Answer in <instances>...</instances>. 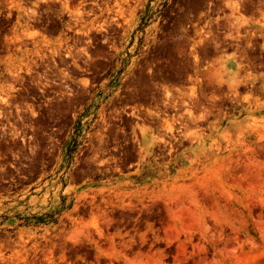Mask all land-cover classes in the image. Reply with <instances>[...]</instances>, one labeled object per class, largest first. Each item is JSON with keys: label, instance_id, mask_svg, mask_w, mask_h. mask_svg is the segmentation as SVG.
<instances>
[{"label": "rangeland", "instance_id": "1", "mask_svg": "<svg viewBox=\"0 0 264 264\" xmlns=\"http://www.w3.org/2000/svg\"><path fill=\"white\" fill-rule=\"evenodd\" d=\"M3 8L0 264H264V0Z\"/></svg>", "mask_w": 264, "mask_h": 264}, {"label": "flooded vegetation", "instance_id": "2", "mask_svg": "<svg viewBox=\"0 0 264 264\" xmlns=\"http://www.w3.org/2000/svg\"><path fill=\"white\" fill-rule=\"evenodd\" d=\"M17 11L15 9H9V8H3L0 10V66L4 62V60L9 57V56H14L15 51L17 49L16 46V37L14 36V31L17 27V19H18V14L16 13ZM29 22H31V19H28ZM21 21V20H20ZM23 21V26L26 25V20L22 19ZM40 22V21H37ZM61 26L63 23H59L56 26ZM29 26H32L29 23ZM55 26V35L52 36V38H59L62 36L63 40L65 41L66 39L71 38V36L68 33H71L74 35L76 31H71L70 29H67L66 27H56ZM39 30L41 31L40 34L41 36H45L46 38L48 37V24L47 21L41 22V25L39 26ZM42 31L44 33H42ZM25 45H27V42H25ZM29 49V48H27ZM1 69V67H0ZM5 74V72L0 71V78ZM1 98V97H0ZM139 120H141L139 117H135ZM136 123V122H135ZM122 132V131H121ZM114 149V148H111ZM106 149H102V151H105Z\"/></svg>", "mask_w": 264, "mask_h": 264}, {"label": "bare ground", "instance_id": "3", "mask_svg": "<svg viewBox=\"0 0 264 264\" xmlns=\"http://www.w3.org/2000/svg\"><path fill=\"white\" fill-rule=\"evenodd\" d=\"M234 7H235V9H236V8H237V5L234 4ZM30 33H31V32H30ZM35 34H36V33H35ZM30 35H31V36L34 35V32L31 33ZM28 37H29V36H28ZM195 57H196V56H195ZM237 80H238V79H237ZM237 80H235V82H236ZM236 83H237V82H236ZM237 84H238V83H237ZM237 84H235V85H237ZM246 84H247V83H246ZM192 92H193V88L191 89V93H192ZM193 94H194V93H193ZM167 96H169L168 92H166V97H167ZM190 97H191V96H190ZM0 100H1V102H2V101H4V100H6V99H4V98H0ZM3 103H4V102H3ZM183 103H184V102H183ZM187 112H188V110H187ZM189 114H190V111H189ZM169 125H170V124H169ZM169 125H166V129H167L168 132H172V131H171V130H172V127H170ZM171 126H172V125H171ZM163 128H164V125H163ZM164 129H165V128H164ZM165 131H166V130H165ZM153 137H154V136H153ZM154 138H155V137H154ZM160 138H162V137H160ZM158 139H159V138H158ZM162 139H163V138H162ZM162 139H161V140H162ZM151 140H152V139H151ZM151 144H152V143H151ZM95 226H96V225H95ZM95 226H94V227H95Z\"/></svg>", "mask_w": 264, "mask_h": 264}]
</instances>
